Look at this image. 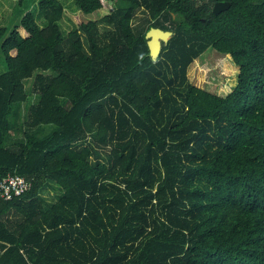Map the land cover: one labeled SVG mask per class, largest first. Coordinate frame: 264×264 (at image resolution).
Wrapping results in <instances>:
<instances>
[{
    "label": "trees",
    "instance_id": "16d2710c",
    "mask_svg": "<svg viewBox=\"0 0 264 264\" xmlns=\"http://www.w3.org/2000/svg\"><path fill=\"white\" fill-rule=\"evenodd\" d=\"M73 1L97 17L65 36L60 0L0 27V179L30 181L0 196V264H264V0ZM208 48L238 67L224 95L187 78Z\"/></svg>",
    "mask_w": 264,
    "mask_h": 264
},
{
    "label": "rangeland",
    "instance_id": "374dc122",
    "mask_svg": "<svg viewBox=\"0 0 264 264\" xmlns=\"http://www.w3.org/2000/svg\"><path fill=\"white\" fill-rule=\"evenodd\" d=\"M63 4L64 11L59 21L62 34L66 33L78 26V21L89 18H96L94 13H84L74 3L73 0H60ZM39 0H0V27L6 26L11 29L14 24L18 23L25 11H30L35 16L37 23L42 26L45 22L43 14L38 8ZM147 14L142 8L135 10L132 18L133 25L144 23ZM104 26L100 25V29ZM6 69L5 61L0 53V71ZM188 80L196 86L207 91L224 95L225 87L232 86L237 81L238 67L233 65L230 58L224 53L218 52L213 48H208L203 53L194 58L186 69ZM32 78L24 81L27 97L19 106H17L10 114V119L14 122V127L10 130V138L22 137L25 130L24 120L26 117L27 107L35 101L33 93L30 91ZM49 130V126H45L40 132L43 134ZM108 147H100V152L104 153ZM92 157L95 155L92 154ZM42 195L46 202L55 200L58 196V190L53 188H45Z\"/></svg>",
    "mask_w": 264,
    "mask_h": 264
},
{
    "label": "water",
    "instance_id": "95a60500",
    "mask_svg": "<svg viewBox=\"0 0 264 264\" xmlns=\"http://www.w3.org/2000/svg\"><path fill=\"white\" fill-rule=\"evenodd\" d=\"M229 1H216L212 5V10L215 13L220 12L221 10L227 9L229 7ZM172 35V31L169 29H162L160 27L151 26L145 33L146 42L149 48V54L152 60H156L160 50L162 43H166L170 36Z\"/></svg>",
    "mask_w": 264,
    "mask_h": 264
},
{
    "label": "built area",
    "instance_id": "2783aa9c",
    "mask_svg": "<svg viewBox=\"0 0 264 264\" xmlns=\"http://www.w3.org/2000/svg\"><path fill=\"white\" fill-rule=\"evenodd\" d=\"M30 187V181L24 176L7 173L0 179V196L9 199L13 195H18Z\"/></svg>",
    "mask_w": 264,
    "mask_h": 264
}]
</instances>
